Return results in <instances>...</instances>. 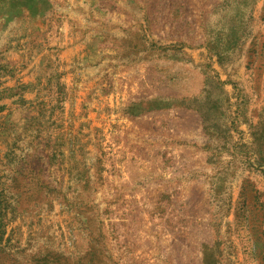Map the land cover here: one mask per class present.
<instances>
[{
	"label": "rangeland",
	"instance_id": "obj_1",
	"mask_svg": "<svg viewBox=\"0 0 264 264\" xmlns=\"http://www.w3.org/2000/svg\"><path fill=\"white\" fill-rule=\"evenodd\" d=\"M0 264H264V0H0Z\"/></svg>",
	"mask_w": 264,
	"mask_h": 264
}]
</instances>
